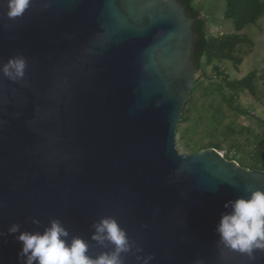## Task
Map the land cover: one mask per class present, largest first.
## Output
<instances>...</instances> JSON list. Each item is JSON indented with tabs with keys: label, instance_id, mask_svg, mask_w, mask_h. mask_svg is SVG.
<instances>
[{
	"label": "water",
	"instance_id": "95a60500",
	"mask_svg": "<svg viewBox=\"0 0 264 264\" xmlns=\"http://www.w3.org/2000/svg\"><path fill=\"white\" fill-rule=\"evenodd\" d=\"M6 13L0 0V66L23 54L27 68L15 81L0 72V264H19L13 223L42 232L53 218L92 257L110 251L91 240L107 216L150 264H264L215 232L225 202L264 190V170L175 148L200 74L177 0H32L22 17Z\"/></svg>",
	"mask_w": 264,
	"mask_h": 264
},
{
	"label": "trees",
	"instance_id": "16d2710c",
	"mask_svg": "<svg viewBox=\"0 0 264 264\" xmlns=\"http://www.w3.org/2000/svg\"><path fill=\"white\" fill-rule=\"evenodd\" d=\"M177 1L184 7L186 15L193 19L191 60L201 75L193 83L190 98L181 110V120L176 126L175 133L179 134L187 153L210 147L220 151L223 143L228 142L229 149H234L236 153L231 158L225 157L237 161L235 158L237 153L244 152L242 148L240 149L238 140L244 132L250 134L251 131L243 125L236 127L234 121L224 123L223 106L226 105L237 114L247 115V111L237 104V99L240 92L246 90L254 92L256 72H249L240 79H229L216 63L228 61L235 68L242 63L241 46L252 45L251 39L242 31L246 27L256 25L264 17V0H225L223 17L230 21L233 31L217 35L208 33V20L193 4L195 0ZM208 66H211L215 77L218 78L217 81L213 82L212 77L206 75L205 69ZM204 78L208 79L206 84ZM199 89L201 94L197 97ZM214 94L218 100H215ZM202 125L205 128L203 131L214 140L203 143L204 136L195 137L197 128ZM246 140L249 143L248 138ZM253 142L254 151L246 157L249 163L243 165L245 159L237 162L249 169L264 170V135H253Z\"/></svg>",
	"mask_w": 264,
	"mask_h": 264
},
{
	"label": "clouds",
	"instance_id": "9594fccd",
	"mask_svg": "<svg viewBox=\"0 0 264 264\" xmlns=\"http://www.w3.org/2000/svg\"><path fill=\"white\" fill-rule=\"evenodd\" d=\"M31 3L32 0H7V17H22ZM26 68L27 59L17 54L0 66V72L15 81L23 79ZM244 191L248 193L246 197L225 202L224 208L230 211L221 214L215 232L224 248L245 254L254 261L257 251L264 252V190L246 186ZM32 223L40 225L35 218ZM92 228L91 240L101 247L111 245L110 251L92 257L88 254L89 242L76 236L69 240L68 229L56 218L50 219L42 232L21 231V225L13 223L7 233L21 243L17 254L19 264H126L130 254L135 256L137 264H150L154 259L152 254H142L143 249L129 238L114 217H101L93 222ZM4 235L0 232V236ZM194 264L203 262L197 259Z\"/></svg>",
	"mask_w": 264,
	"mask_h": 264
},
{
	"label": "rangeland",
	"instance_id": "374dc122",
	"mask_svg": "<svg viewBox=\"0 0 264 264\" xmlns=\"http://www.w3.org/2000/svg\"><path fill=\"white\" fill-rule=\"evenodd\" d=\"M198 10L204 15L208 20V33L211 35H217L222 33H231L232 26L230 21H227L223 17L225 9V0H195L193 3ZM242 33L246 34L252 41L250 47L242 45L241 55L243 56L242 63L235 68V66L228 61L217 62L216 64L224 71L229 79H240L244 77L249 72H256V79L254 80V92L243 91L239 93L237 104L245 111L247 115L237 114L234 111L230 110L226 105L223 106V112L225 116L224 123H230L234 121V125L237 127L243 125L248 127L251 131L250 134H243L238 140L244 152L237 153L236 160H244L245 163L246 157L250 155V152L254 151V142L253 135L260 134L264 135V17L261 18L256 25L246 27ZM206 75L211 76L213 82L217 81L218 78L215 77L211 66L206 67ZM201 73L199 74V76ZM198 76V77H199ZM206 78H204V83H207ZM201 94L199 89L196 93L197 97ZM213 97L215 100H218L217 95L214 94ZM204 126H199L197 128V135L195 136H204L203 143H207L212 139L211 135L204 132ZM248 138V141L246 140ZM175 148L179 154H186L187 152L183 148V141L179 139V134L175 133ZM227 158L235 156L236 151L229 149V143L224 142L221 150ZM241 162V161H240ZM242 164V163H241ZM242 165V166H243Z\"/></svg>",
	"mask_w": 264,
	"mask_h": 264
},
{
	"label": "built area",
	"instance_id": "2783aa9c",
	"mask_svg": "<svg viewBox=\"0 0 264 264\" xmlns=\"http://www.w3.org/2000/svg\"><path fill=\"white\" fill-rule=\"evenodd\" d=\"M223 156H224V154H223V152L222 151H219Z\"/></svg>",
	"mask_w": 264,
	"mask_h": 264
}]
</instances>
